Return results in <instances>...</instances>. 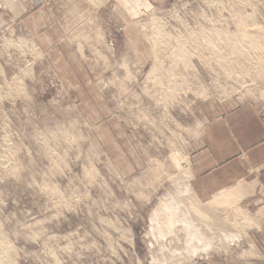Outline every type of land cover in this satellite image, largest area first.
<instances>
[{
    "label": "rangeland",
    "instance_id": "1",
    "mask_svg": "<svg viewBox=\"0 0 264 264\" xmlns=\"http://www.w3.org/2000/svg\"><path fill=\"white\" fill-rule=\"evenodd\" d=\"M248 106L264 0H0V264H264V182L215 207L225 249L151 226L211 116Z\"/></svg>",
    "mask_w": 264,
    "mask_h": 264
},
{
    "label": "crops",
    "instance_id": "2",
    "mask_svg": "<svg viewBox=\"0 0 264 264\" xmlns=\"http://www.w3.org/2000/svg\"><path fill=\"white\" fill-rule=\"evenodd\" d=\"M200 136L191 172L197 197L210 201L240 186L242 197L255 196L264 182L263 113L248 106L211 116Z\"/></svg>",
    "mask_w": 264,
    "mask_h": 264
},
{
    "label": "bare ground",
    "instance_id": "3",
    "mask_svg": "<svg viewBox=\"0 0 264 264\" xmlns=\"http://www.w3.org/2000/svg\"><path fill=\"white\" fill-rule=\"evenodd\" d=\"M220 38L224 39V40L227 39V38H225V36H221ZM228 40L229 39H227V41ZM253 42L254 41H249L248 39H246V42L243 41L244 44L242 43V45H240V44L237 45L233 42H231V44L233 45V48L235 47V49H237V50H234V53L236 51L240 58L241 57L245 58L247 55L244 52L246 50V48L248 49L251 46L252 47L257 46V48L259 47L258 44L256 43V41H255V45L253 46ZM241 47L244 48L245 50L241 49ZM254 50L257 51V49H254ZM214 51H216V50L214 49ZM256 51H255V53H256ZM221 58H222V56H221ZM251 58H252V60H254L253 57H251ZM257 58H258V56H257ZM255 59H256V57H255ZM253 65H255V64H253ZM161 83L162 82H160V84ZM168 93H170V92H168ZM169 179L171 181L172 186L175 187L174 188L175 193L174 194L172 193L173 195L169 194L168 199H165L166 202H164L163 205L160 207V209H158V213H154L153 219H151V222H154V223H152L151 226H156L158 228V230L156 231V229H152V227H151V230L156 231V234L153 236H155L156 238L157 237L162 238V239L164 238V240H166V237L167 236L169 237V235L172 237L175 236V234L177 235L176 228L178 229L177 226H179V227L181 226V228L185 231L183 233H186V235H184V236H186V238H185L186 239V249H185L186 251L185 252L187 253V255L191 254V256L196 255V254L197 255L202 254L204 252L207 254L208 252H210V250L215 249V247L218 245L217 244L215 246L216 243H219V245H220L219 247L222 246V249H223L224 246H226L225 244H232V243H236L237 241L239 242L242 235H244L240 231L235 232V231L231 230V231H227V233H226V231L225 232L222 231V232H220V234L217 232L216 228H219V227L217 224H215V222L219 223V220L217 218L218 216H216L214 214L215 213L214 209H216L215 208L216 206L219 207L220 205H222L224 203L228 204L230 202V200H233L234 197H236V198L240 197V199H241V197L243 196V195H241L243 192V189H244L243 187L240 186L235 190L231 188L230 190L224 191V192L216 195L209 203L207 202L208 203L207 205H204V203H202L201 199H199L197 197V194H195L194 188H192L191 181L193 178H192V174H191L190 170H189V172H187V175H183L180 177L176 176V177H172ZM234 210H235V208H234ZM218 212H221V211H218ZM239 212H241L243 214L245 213V212H242V210L241 211L239 210ZM262 213L264 215V212H262ZM262 213L259 212V215ZM211 214H213V215H211ZM258 216H257V218H255V221H256V219H258ZM236 220H237V218H236ZM160 223H161V225H160ZM235 223H236V221H235ZM259 223H255L254 225L259 224ZM256 226H258V225H256ZM242 227L244 230V226H242ZM221 228L219 230H221ZM214 229H216V233H218V235H220V236L223 233L221 239L219 237V239H220L219 242L215 238H214L215 242L212 239L215 236L214 233H212L214 236H212V238H209L210 236L208 235V232L211 233V231H213ZM168 230H170V231H168ZM150 232H152V231H150ZM218 235L216 234L217 237H218ZM173 258H174V256H173ZM1 259L3 260L4 257Z\"/></svg>",
    "mask_w": 264,
    "mask_h": 264
}]
</instances>
